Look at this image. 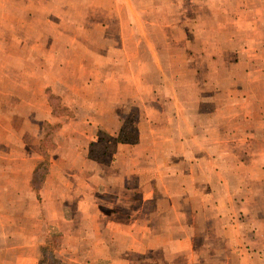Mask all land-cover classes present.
<instances>
[{
  "label": "rangeland",
  "instance_id": "1",
  "mask_svg": "<svg viewBox=\"0 0 264 264\" xmlns=\"http://www.w3.org/2000/svg\"><path fill=\"white\" fill-rule=\"evenodd\" d=\"M232 80L242 111L262 116L264 0H0V236L40 239L38 264H65V232L87 251L68 188L111 183L115 145L146 132L148 101L158 113H172L171 99H206L204 115L240 112ZM49 108L58 121H42Z\"/></svg>",
  "mask_w": 264,
  "mask_h": 264
},
{
  "label": "crops",
  "instance_id": "2",
  "mask_svg": "<svg viewBox=\"0 0 264 264\" xmlns=\"http://www.w3.org/2000/svg\"><path fill=\"white\" fill-rule=\"evenodd\" d=\"M244 80L249 84V77ZM233 83L240 112L204 115L199 107L206 99L166 100L162 106L170 114L154 111L153 100L143 104L137 126H147L146 132L115 145L110 166L118 172L111 183L94 189L89 178L79 179L68 188L64 200L76 198L70 222L85 225L77 233L87 235L88 249L83 252L85 243L82 251L73 247L65 232L63 263L264 264V147L258 145L264 113L243 112L247 101ZM49 109L42 121H58ZM69 127L65 123L60 132ZM50 175L49 165L39 190ZM49 226L48 235L60 233ZM0 240V264H38L45 246L32 236L15 245L3 233Z\"/></svg>",
  "mask_w": 264,
  "mask_h": 264
},
{
  "label": "trees",
  "instance_id": "3",
  "mask_svg": "<svg viewBox=\"0 0 264 264\" xmlns=\"http://www.w3.org/2000/svg\"><path fill=\"white\" fill-rule=\"evenodd\" d=\"M50 106L52 107L51 102H50ZM52 112H53V111H52ZM58 127H59V126L56 125L55 129L58 128ZM129 142H130V141H123V143H129ZM53 146H54V144H53ZM53 146H52V147H53ZM53 148H54V147H53ZM53 148H52V149H53ZM44 157H46V156H44ZM41 183H42V182H41ZM32 186H33V189H34V190H39V188H37L36 185H35V180H32Z\"/></svg>",
  "mask_w": 264,
  "mask_h": 264
}]
</instances>
